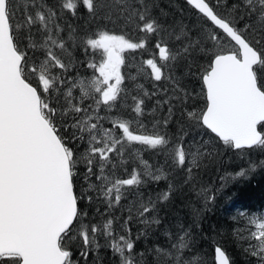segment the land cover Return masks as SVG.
I'll return each instance as SVG.
<instances>
[{"label": "snow or ice", "instance_id": "snow-or-ice-1", "mask_svg": "<svg viewBox=\"0 0 264 264\" xmlns=\"http://www.w3.org/2000/svg\"><path fill=\"white\" fill-rule=\"evenodd\" d=\"M185 2L203 19L200 27L167 23L157 0H0V264H103L101 249L118 264H207L193 254L192 230L183 225L166 230L164 244L137 250V243L161 226L159 204L182 186L195 188L213 161L205 136L264 153V0ZM79 18L97 29L69 23ZM116 24L118 31L107 27ZM132 32L146 36L134 40ZM147 36L155 51L126 74L125 53L145 49ZM80 66L92 74L73 75ZM197 74L205 99L199 111L188 84ZM138 78L151 79L153 90ZM157 112L167 115L157 119ZM177 113L179 135L170 138L159 129ZM146 115L151 134L138 131ZM134 144L163 154L164 165L150 164ZM257 167L264 160H249L237 175ZM170 175L179 182L155 198L141 190ZM199 195L215 199L204 187ZM240 216L246 226L235 234L247 243L245 255L264 264V213ZM133 223L143 226L135 236ZM212 260L234 264L219 244Z\"/></svg>", "mask_w": 264, "mask_h": 264}, {"label": "trees", "instance_id": "trees-1", "mask_svg": "<svg viewBox=\"0 0 264 264\" xmlns=\"http://www.w3.org/2000/svg\"><path fill=\"white\" fill-rule=\"evenodd\" d=\"M56 0H50V3H55ZM160 7L168 13L166 17L167 23L183 22L184 25L193 29L200 27L203 24V19L197 15L196 11L192 9L190 5H187L185 0H157ZM69 23L73 27L79 29L81 32H90L97 29V22H88L85 18L71 19ZM111 30H119L120 25H107ZM134 40L145 38L146 34L137 32L130 33ZM148 46L142 50L128 51L125 53L126 66L123 71L126 73L128 65L131 59L136 60L139 63L138 58L143 60L149 58L155 49L153 47L154 37L147 36ZM226 47H231L230 44H226ZM91 54V53H90ZM80 60H84L85 57L79 50L76 53ZM99 59V57H97ZM141 61V60H140ZM207 61L203 60L202 64H206ZM143 64V63H142ZM127 67V68H126ZM79 71L80 74H92L91 69H86L83 66L73 70V75ZM138 78V82H142ZM195 85L201 88V82L198 79V74L194 78ZM148 80V79H147ZM151 80V79H150ZM127 84L130 85V81L127 80ZM132 83V82H131ZM148 84H150L148 80ZM147 85L150 88V85ZM163 86V85H161ZM195 88V86H194ZM146 99V107H153L154 101ZM204 96L201 94L198 102L196 99L192 101L196 105L199 111L204 103ZM127 102L131 104V100ZM200 102V103H199ZM126 104V103H125ZM125 107H127L125 105ZM128 108V107H127ZM152 109V108H151ZM150 109V110H151ZM130 111V109H128ZM150 113L151 111H146ZM157 119L162 115L160 112L154 114ZM144 121L151 124L153 120L152 115H146L142 117ZM179 114L172 118V121L166 130L168 136L175 137L179 135L180 127ZM143 134H146L145 132ZM212 144L215 150V157L213 161L205 168L202 169L199 182L195 188H189L182 186L180 191H177L172 198L166 202L161 203L158 206V215L162 220L161 226L154 228L152 233L147 239L141 238L137 243V250H142L146 247H150L155 243H166V237L164 235L166 230H176L179 226L183 225L186 228L192 230L194 239V247L192 249L194 253H200L207 258V264H214L212 257L215 246L219 244L226 249L227 253L232 258L234 264H255V259L245 255L243 248L247 247V243L241 241L236 236V230L240 229L237 222L242 221L240 211L238 209H244L247 214H262L264 213V168L257 167L254 171H249L247 175H237L241 169H247L249 162H246L239 155L242 153L245 158H250L247 161H260L264 160V153L261 152H238L223 145L222 141L213 136H205ZM78 145L76 147H80ZM143 159L149 161L150 164L164 165L165 156L157 150L149 149L148 147L143 149ZM138 160L131 161L128 165V171L132 170V165L137 164ZM122 178L126 177V173L119 172ZM223 177V179H221ZM178 183L179 176H171L169 180H161L159 182H149L141 190L146 196L151 195L155 198L158 194L167 189L169 182ZM206 188L210 194H214L215 199L205 202V199L199 195L200 188ZM131 199V197H129ZM126 203V202H125ZM81 207L88 211L90 216L95 214V206H88L86 202H81ZM237 209V210H235ZM199 210V215H197ZM230 212V213H229ZM119 215V212H117ZM133 235L141 230L143 227L138 223L131 225ZM246 234V233H245ZM103 242V241H101ZM103 253V264H118V258L112 255L110 249H101ZM74 258L79 259V251H74ZM93 257L90 255V260Z\"/></svg>", "mask_w": 264, "mask_h": 264}, {"label": "rangeland", "instance_id": "rangeland-1", "mask_svg": "<svg viewBox=\"0 0 264 264\" xmlns=\"http://www.w3.org/2000/svg\"><path fill=\"white\" fill-rule=\"evenodd\" d=\"M160 8H162V7H160ZM155 11L158 13V12H159V9H155ZM97 57H99V56H97ZM149 58H150V56H149ZM138 60H139V63H136V60L134 61L133 58L131 59V62H130V64L128 65V70H126V74H131V75H135V74H136V69H137L139 66H141L142 63H143L141 58H138ZM140 60H141V61H140ZM145 60H146V59H145ZM202 63H203V61H201V64H202ZM126 68H127V67H126ZM81 75H90V74H81ZM192 78H194V77H192ZM192 78H190L189 81H188L189 89L193 92V95L195 96V99H196V101L198 102V99H199L200 96H201V94H200V93H201V88H200L199 86H196V85H195V81H194V79H192ZM141 79H142V80H141L142 82H139V83H142V84L144 85L145 89H147L149 92H151V91L153 90V84H154V82H153L152 80L148 79L149 82H150V84H148V80H147V79H143V78H141ZM127 82H128V81H127V79H126V81H125V84H126V85H128ZM130 84H131V82H130ZM146 84L150 85V88H148ZM194 86H195V88H194ZM133 94H135V93H133ZM197 94H199V95H197ZM155 100H156V97H153L152 100H150V102H151V101H154V104H155ZM131 103H132V102H131ZM199 103H200V102H199ZM125 105L128 107L129 103L126 102ZM204 106H205V101H204V103H202V107L199 108V109L204 108ZM127 107H125V108H127ZM151 108H152V107H147V108H145V110H146V111H151V110H150ZM197 109H198V108H197ZM102 114H103V113H102ZM163 114L167 115L166 112L163 113ZM141 120H142L143 124L145 125V127H144L143 129H138V131H141L142 133L145 132L146 134H151V133L153 132V128H152L153 120L151 121V124H149L147 121H144L142 118H141ZM106 126H109V125L106 124ZM159 131H161V132H166V130L163 129V127L160 128ZM78 145H82V144H77L76 146H78ZM146 147H147V146H144V145H138V144H134V145L132 146L133 149H139V150L142 151V152H143V149L146 148ZM83 148H84L83 145L79 147V149H80L81 151H83ZM255 153H257V152H255ZM239 155H240L241 158H243L246 162H249V161H247V160L250 159V158H248V157H247V158L243 157L244 155H242V153H240ZM132 166L135 167L136 165L133 164ZM133 167H132V168H133ZM126 176H127V175H126ZM125 178H126V177H125ZM238 211L242 212V211H245V210H244V209H238ZM245 213H246V212H245ZM237 223H238L240 229H241V228H244V227L246 226V220H245L244 218H242L241 223H240V221L237 222ZM246 234H247V233H246Z\"/></svg>", "mask_w": 264, "mask_h": 264}, {"label": "bare ground", "instance_id": "bare-ground-1", "mask_svg": "<svg viewBox=\"0 0 264 264\" xmlns=\"http://www.w3.org/2000/svg\"><path fill=\"white\" fill-rule=\"evenodd\" d=\"M141 80V79H140ZM235 210H237V209H235ZM230 213V212H229Z\"/></svg>", "mask_w": 264, "mask_h": 264}, {"label": "water", "instance_id": "water-1", "mask_svg": "<svg viewBox=\"0 0 264 264\" xmlns=\"http://www.w3.org/2000/svg\"><path fill=\"white\" fill-rule=\"evenodd\" d=\"M213 254H214V252H213Z\"/></svg>", "mask_w": 264, "mask_h": 264}]
</instances>
